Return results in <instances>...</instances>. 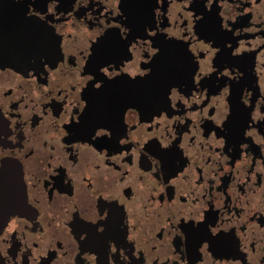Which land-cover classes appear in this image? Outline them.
Listing matches in <instances>:
<instances>
[{"label": "flooded vegetation", "instance_id": "1", "mask_svg": "<svg viewBox=\"0 0 264 264\" xmlns=\"http://www.w3.org/2000/svg\"><path fill=\"white\" fill-rule=\"evenodd\" d=\"M0 187V264H264V0H0Z\"/></svg>", "mask_w": 264, "mask_h": 264}, {"label": "water", "instance_id": "2", "mask_svg": "<svg viewBox=\"0 0 264 264\" xmlns=\"http://www.w3.org/2000/svg\"><path fill=\"white\" fill-rule=\"evenodd\" d=\"M39 31H40V29L38 28L37 29V33H39ZM37 44L40 46L41 43L39 42V40H37ZM48 48L54 50V45L52 44V45L48 46ZM160 58H162V60H163V58L167 59V53L165 55L162 53L161 56H160ZM4 62L7 65L12 66V67H16L17 66V63L14 60H8V61H4ZM153 72H154V75H156V76H154V78H157L160 75H161V79H162V77L164 78V82H165V97L167 98L168 95H169L170 87H171V85L169 84V82L172 81V75H171V73L165 71L164 72L165 74H160V70L157 67H155L153 69ZM90 104H91V107L88 108L89 114L92 113V110L95 107V105L93 106V103H90ZM21 183H23V179L21 180ZM0 189H1V187H0ZM4 189H1L0 190V198L1 199H2V196L4 195V192H9L7 190V188L5 190ZM19 200H20L21 204L19 205V207H17L18 208L17 211H19L20 210V207L24 206L27 203L26 187H20V197H19ZM1 206L2 205L0 204V229L5 225L6 220H7V216H8V214L5 213V210L3 211L4 207H1Z\"/></svg>", "mask_w": 264, "mask_h": 264}, {"label": "snow or ice", "instance_id": "3", "mask_svg": "<svg viewBox=\"0 0 264 264\" xmlns=\"http://www.w3.org/2000/svg\"><path fill=\"white\" fill-rule=\"evenodd\" d=\"M100 67H101V68H103V67H104V65H103V64H101V65H100Z\"/></svg>", "mask_w": 264, "mask_h": 264}]
</instances>
